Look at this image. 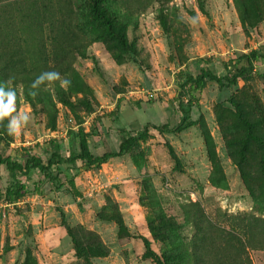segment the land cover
I'll list each match as a JSON object with an SVG mask.
<instances>
[{
  "label": "rangeland",
  "instance_id": "374dc122",
  "mask_svg": "<svg viewBox=\"0 0 264 264\" xmlns=\"http://www.w3.org/2000/svg\"><path fill=\"white\" fill-rule=\"evenodd\" d=\"M101 3L118 36L88 0H0V82L32 117L15 137L0 125L2 156H78L69 133L93 125L91 153H117L149 125L132 151L100 168L78 161L60 192L35 172L19 177L30 193L9 204L2 167L0 264H264V75L210 82L196 125L156 129L180 122L177 73L264 46V0ZM53 70L70 87L57 81L30 95Z\"/></svg>",
  "mask_w": 264,
  "mask_h": 264
},
{
  "label": "trees",
  "instance_id": "16d2710c",
  "mask_svg": "<svg viewBox=\"0 0 264 264\" xmlns=\"http://www.w3.org/2000/svg\"><path fill=\"white\" fill-rule=\"evenodd\" d=\"M88 6L93 15L104 23L108 31L118 36L102 8L101 0H88ZM120 38L123 40L121 36ZM218 64L222 67V75L216 73L214 69ZM263 65L264 46H261L247 54L234 56L228 61L220 62L218 59L201 60L200 68L181 70L176 74L178 90L173 100V103L178 106V111L181 114L180 122L174 128L164 125L156 127V129L163 133H174L196 125L197 122L192 119V112L199 107L200 97L208 83L215 82L221 86H236L240 80L245 78L254 75L263 76ZM135 104L140 108L139 102H135ZM148 132L149 125L137 136L125 138L117 153L105 152L101 155L94 156L90 150L89 139L99 135L98 129L93 125L89 133L84 130L72 131L69 133V136H73L79 143L80 153L78 156L72 155L65 157L53 153L47 164L43 162L42 158L33 148L26 151L27 156L22 155L13 158L11 155L2 156L0 154V169L5 167L10 176L8 186L4 193L5 202L9 204L16 203L30 193L29 185L19 177L28 178L32 173L36 172L41 176V181L38 184L47 181L51 184L54 192H60L65 185L60 176L67 171L75 172L78 161L89 170L98 169L102 165L109 163L112 159L132 151L139 141L148 135ZM3 143L7 144V140L0 134V149ZM66 178L68 179L69 176L66 175ZM67 181L72 192L75 196L79 197L81 193L76 187L75 180L68 179ZM158 263L163 264L160 260H158Z\"/></svg>",
  "mask_w": 264,
  "mask_h": 264
},
{
  "label": "clouds",
  "instance_id": "9594fccd",
  "mask_svg": "<svg viewBox=\"0 0 264 264\" xmlns=\"http://www.w3.org/2000/svg\"><path fill=\"white\" fill-rule=\"evenodd\" d=\"M59 82L61 88L67 89L71 80L62 78L58 71H44L40 73L31 83L30 88L34 91L30 95L35 97L42 85H51ZM32 120L29 113L17 110V93L13 88L7 87V82H0V125L6 129L9 136H18ZM7 121L6 124L4 122Z\"/></svg>",
  "mask_w": 264,
  "mask_h": 264
}]
</instances>
